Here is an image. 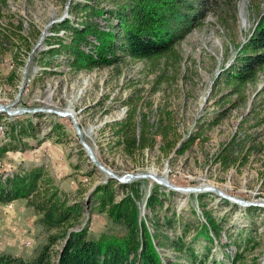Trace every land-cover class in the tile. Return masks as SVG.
I'll return each instance as SVG.
<instances>
[{"label": "rangeland", "instance_id": "374dc122", "mask_svg": "<svg viewBox=\"0 0 264 264\" xmlns=\"http://www.w3.org/2000/svg\"><path fill=\"white\" fill-rule=\"evenodd\" d=\"M68 1L0 0V104L74 111L85 139L118 176L154 172L177 185L212 184L231 196L264 201V72L248 86L246 101L230 94L231 87L222 78L251 35L264 0H208L203 24L178 44V62L150 63L126 56L118 64L94 69H76L68 54L47 52L50 27L71 16ZM105 17L100 18L102 27L110 30L116 21ZM72 20L78 22L75 17ZM60 34L70 36L64 30ZM131 110L137 122L145 113L150 124L163 120L169 125V145L158 133L164 129L152 126L147 136L154 144L126 153L113 123ZM29 119L34 129L22 139L25 149L9 151L0 160V173L7 176L22 166L44 165L71 200L84 204L82 226L89 227L88 237L123 231L99 211L90 196L93 189L117 181L113 188L120 199L131 190V183L139 182L135 188L142 194L141 216L152 232L154 221L159 220L168 234L183 236L188 244L206 222L205 211L219 222L221 235H214L212 243L204 236L191 242L196 261L264 264V206H242L212 191L180 192L149 178L126 182L111 178L81 151L69 116L51 112L4 115L0 141H6V126L27 124ZM138 131L141 134L140 127ZM232 143L233 155L226 150ZM224 156L231 159L226 161L229 164L223 162ZM151 193L163 199V206L155 211L147 205ZM7 204L13 206L0 205V252L36 256L47 236L35 211L23 200ZM166 218L172 226L165 224ZM61 246L62 242L55 244L54 258ZM158 249L167 264H194L172 246L158 245Z\"/></svg>", "mask_w": 264, "mask_h": 264}, {"label": "trees", "instance_id": "16d2710c", "mask_svg": "<svg viewBox=\"0 0 264 264\" xmlns=\"http://www.w3.org/2000/svg\"><path fill=\"white\" fill-rule=\"evenodd\" d=\"M68 2L71 16L50 27L51 34L46 38V43L50 45L47 52L58 56L68 54L71 58L69 63L76 69L118 64L126 56L150 63L161 60L167 64L178 62L181 59L178 44L193 28L203 24L209 5L208 0L197 3L192 0ZM106 15L116 21L110 30L103 28L100 21ZM73 17L78 22L74 23ZM63 30L70 33V36H61ZM86 46H90L89 50H86ZM261 72H264V10L260 12L251 35L243 43L235 61L223 71L222 78L231 87L230 94H237L239 100L246 101L248 86L257 82ZM134 114L131 110L125 118L113 123L120 134L118 143L126 153L132 154L135 149L143 150L154 144V139L147 136V129L152 126L164 129L158 133L162 135L164 144L169 145L166 139L169 125L163 124V120L159 124H150L145 113L142 121L137 122ZM4 115L8 116L0 113V125ZM55 127L54 125L52 129ZM137 127H140L141 134L139 131L137 133ZM5 128L7 138L6 141H0V160L9 151L25 149L22 139L31 135L34 124L29 119L27 124L13 122ZM193 141L194 138L191 139ZM232 145L233 143L226 148L231 155L234 153L229 150ZM171 146L175 147L176 144ZM162 147L166 151V147ZM81 151L86 154L82 146ZM183 151L185 150L179 152ZM227 156L223 159L225 164H229L231 160ZM227 159L229 163L226 162ZM20 168L7 176L0 173V205L16 200L26 201L35 211L37 223L43 227L47 238L32 258L0 252V264H167L158 245L172 246L187 254L194 264H205L203 260H195L196 250L191 242L204 236L208 243H212L214 235H221V225L208 211L204 212L206 222L202 223L194 234V239L188 244L183 236L174 238L168 234L161 228L159 220L154 221L152 232L147 220L141 216L142 194L135 188L139 182L131 183V190L116 199L113 185L117 181L111 180L98 184L90 196L97 202L99 211L105 213L123 231H105L97 238H90L89 227L82 226L84 204L71 200L68 192L61 189L44 165ZM147 205L155 211L158 206H163V199L158 194L151 193ZM165 224L172 226L171 219L166 218ZM59 242H62V246L54 258L55 244Z\"/></svg>", "mask_w": 264, "mask_h": 264}, {"label": "water", "instance_id": "95a60500", "mask_svg": "<svg viewBox=\"0 0 264 264\" xmlns=\"http://www.w3.org/2000/svg\"><path fill=\"white\" fill-rule=\"evenodd\" d=\"M0 112H5L8 115H18L23 113H34V112H51L56 113L60 116H69L71 117L77 136L79 138L80 144L85 149L86 154L91 159V161L102 171H104L107 175L111 178L118 179L119 181H129L133 179H145L150 178L154 180L156 183L160 185L167 186L170 189L180 191V192H203V191H212L217 193L223 198H227L233 202H236L243 206H264V201H247L235 196H231L225 193L220 188H217L214 185H197V186H182L177 185L171 182L168 179L158 177L154 172H136V173H125L122 176H118L113 170H111L108 166H106L99 158L97 150L85 139L82 127L80 126L78 117L74 111L70 110H59V109H52V108H43V107H24V108H12L6 105L0 104Z\"/></svg>", "mask_w": 264, "mask_h": 264}, {"label": "bare ground", "instance_id": "6f19581e", "mask_svg": "<svg viewBox=\"0 0 264 264\" xmlns=\"http://www.w3.org/2000/svg\"><path fill=\"white\" fill-rule=\"evenodd\" d=\"M243 22L245 23L246 22V19H244L243 20ZM85 137V136H84ZM157 176L158 177H161V176H159L158 174H157ZM162 178H165V177H162ZM150 179V178H149ZM165 179H167V178H165ZM172 182V181H171ZM206 185H212V184H206ZM215 186V185H214ZM167 187V186H166ZM217 187V186H216ZM168 188V187H167ZM218 188V187H217ZM168 189H170V188H168ZM221 190H223V189H221ZM224 191V190H223ZM225 192V191H224ZM185 193H188V192H185ZM225 193H227V192H225ZM229 194V193H228ZM234 196V195H233ZM236 197H238V196H236ZM223 198V197H222ZM243 206V205H242Z\"/></svg>", "mask_w": 264, "mask_h": 264}, {"label": "built area", "instance_id": "2783aa9c", "mask_svg": "<svg viewBox=\"0 0 264 264\" xmlns=\"http://www.w3.org/2000/svg\"><path fill=\"white\" fill-rule=\"evenodd\" d=\"M6 205L13 206V204H6ZM25 243H27L29 245V244H31V241L30 240H27V242H25Z\"/></svg>", "mask_w": 264, "mask_h": 264}]
</instances>
